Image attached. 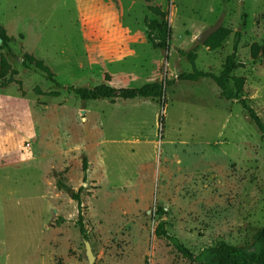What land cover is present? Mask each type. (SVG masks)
Returning a JSON list of instances; mask_svg holds the SVG:
<instances>
[{
  "label": "rangeland",
  "instance_id": "obj_1",
  "mask_svg": "<svg viewBox=\"0 0 264 264\" xmlns=\"http://www.w3.org/2000/svg\"><path fill=\"white\" fill-rule=\"evenodd\" d=\"M154 2L169 14L166 51L149 41L147 0H0L14 38L12 55L0 44L12 80H0V264H89L86 240L94 264H194L156 236L160 221L194 254L251 246L264 227V136L212 79L177 80L163 99L84 102L23 66L42 60L65 87L139 88L191 73L180 50L219 76L238 42L232 76L264 122V67L251 57L264 0ZM221 19L231 34L210 50L197 38ZM101 27L117 31L89 34Z\"/></svg>",
  "mask_w": 264,
  "mask_h": 264
},
{
  "label": "trees",
  "instance_id": "obj_2",
  "mask_svg": "<svg viewBox=\"0 0 264 264\" xmlns=\"http://www.w3.org/2000/svg\"><path fill=\"white\" fill-rule=\"evenodd\" d=\"M151 12L157 19L147 22L149 41L154 48L168 50L170 44V25L169 14L162 11L160 8L152 7ZM231 34L230 30L220 29L217 33L211 36L206 44L210 50H216L221 47L222 43ZM236 37H240V33H236ZM14 38L9 36L6 29L0 26V44L10 55L12 50L10 44ZM238 42L236 43L234 53L227 58L223 70L219 76L211 73L201 72L195 68L197 53L194 51L185 52L180 50L181 57L186 58L192 65L194 70L191 73H183L176 80L155 82L146 84L139 88H115L110 85L102 84L96 87H75L62 85L52 69L45 64L44 61L37 59L32 55H26L23 61V66L43 74L45 79L55 85L58 89H65L69 93L79 97L82 101H101V100H136V99H163L166 86H172L177 80L181 82L197 83L203 79H212L220 89V95L224 100L237 101L246 111L250 120L255 124L259 132L264 136V122L258 115L256 110L251 107L242 97L245 79L233 77L232 74L238 69L239 65L236 62ZM251 57L253 60H262L264 67V42L255 44L251 47ZM11 69L10 63L6 56L2 55L0 59V80L2 87H8L12 80L7 79V75ZM12 75H17V71H11ZM109 79V77H107ZM42 94L41 91H38ZM53 96H58L59 93H52ZM84 172H87V160L84 159ZM59 184L63 186L62 182ZM79 205V220L78 226L81 234L84 236L86 231L83 223L82 203L79 195L74 197ZM159 217L162 218L163 209H159ZM156 236L168 240L174 248L183 257L189 259L194 264H264V227L261 228L254 236V241L251 246H236L225 241H220L214 246L203 249L199 254H194L188 249L178 237L172 236L166 230L164 221H160ZM146 264L148 262L146 261Z\"/></svg>",
  "mask_w": 264,
  "mask_h": 264
},
{
  "label": "water",
  "instance_id": "obj_3",
  "mask_svg": "<svg viewBox=\"0 0 264 264\" xmlns=\"http://www.w3.org/2000/svg\"><path fill=\"white\" fill-rule=\"evenodd\" d=\"M223 20L221 19L215 26L207 29L204 33H202L201 35L198 36L197 41L201 44V45H205L207 40L213 36L215 33H217L223 26ZM74 191H71V194H73ZM85 247H86V256L88 259L89 264H94L96 257L93 254L92 251V247L89 241H85Z\"/></svg>",
  "mask_w": 264,
  "mask_h": 264
},
{
  "label": "crops",
  "instance_id": "obj_4",
  "mask_svg": "<svg viewBox=\"0 0 264 264\" xmlns=\"http://www.w3.org/2000/svg\"><path fill=\"white\" fill-rule=\"evenodd\" d=\"M147 2H153L154 4H156L155 2H154V0H147ZM157 5V4H156ZM160 5H157V6H150L149 7V12L151 13V14H153L152 12H151V8L152 7H154V8H160L159 7ZM161 9V8H160ZM162 10V9H161ZM163 11V10H162ZM154 15V14H153ZM155 16V15H154ZM150 20H147L146 22H149ZM100 29V30H99ZM98 30L97 29H95L96 31H92V32H90L89 34H92L93 32H95V34H97V36H99V37H104V36H107V37H111V36H113V34H114V32H116L117 31V29H109V28H99ZM152 44V43H151ZM153 45V44H152ZM153 48H154V46H153ZM154 49H156V48H154ZM156 50H162V49H156ZM164 51V50H163ZM136 100H138V99H136ZM123 101V100H122Z\"/></svg>",
  "mask_w": 264,
  "mask_h": 264
}]
</instances>
